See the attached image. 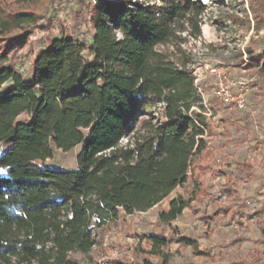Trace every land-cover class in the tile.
I'll use <instances>...</instances> for the list:
<instances>
[{
    "label": "trees",
    "instance_id": "16d2710c",
    "mask_svg": "<svg viewBox=\"0 0 264 264\" xmlns=\"http://www.w3.org/2000/svg\"><path fill=\"white\" fill-rule=\"evenodd\" d=\"M38 1L16 0L17 10L0 1V264H109L93 253L122 215L148 212L189 180L191 199L177 196L159 220L171 226L202 200L207 168L199 158L210 126L200 90L208 91L205 82L196 85L182 45L185 33L202 36L207 6L94 0L90 42L52 38L24 72L10 55L26 47L36 27L48 29L27 10ZM258 3L261 11L256 3L252 11L260 22ZM17 30L28 32L10 41ZM245 54L233 68L264 94V52ZM206 100L216 113L217 99ZM79 146L75 169L47 165ZM238 179L227 182V192ZM128 235L148 242L151 250L141 252L149 256L164 257L171 244L164 235Z\"/></svg>",
    "mask_w": 264,
    "mask_h": 264
},
{
    "label": "rangeland",
    "instance_id": "374dc122",
    "mask_svg": "<svg viewBox=\"0 0 264 264\" xmlns=\"http://www.w3.org/2000/svg\"><path fill=\"white\" fill-rule=\"evenodd\" d=\"M0 1L9 10L20 8L16 0ZM200 1L207 6L202 16V36L192 38L183 34L187 42L182 48L199 82L206 83L209 95L206 93L205 97L213 95L217 99L216 113L207 106L208 149L199 158L207 168L202 177L205 190L202 200L186 209L171 226L159 220V215L169 211L170 202L177 196L191 199L194 187L189 180L148 212L122 215L119 227L107 230L102 248L93 253L99 262L113 264L125 260L142 264L147 259L155 264H264V95L256 96L244 73L233 68L241 54L246 59L248 49L264 52V20L258 22L252 11L255 3L258 10L261 7L259 0ZM93 6L94 0H40L28 5L27 10L35 11L39 24L48 29L36 27L26 47L14 57L10 55L11 63L29 72L39 49L52 38L65 34L89 43L93 33ZM26 32H13L10 41ZM221 80L227 82L235 95L247 92L252 112L242 111L235 105H221L222 101L215 95ZM80 148L69 153L58 152L47 165L75 169ZM236 176L239 179L229 193L225 186ZM128 234L164 235L171 244L163 250L164 257L149 256L141 250L150 251L151 245L146 241L140 243ZM184 239L196 242V248L183 245ZM76 257L85 260L81 254Z\"/></svg>",
    "mask_w": 264,
    "mask_h": 264
},
{
    "label": "built area",
    "instance_id": "2783aa9c",
    "mask_svg": "<svg viewBox=\"0 0 264 264\" xmlns=\"http://www.w3.org/2000/svg\"><path fill=\"white\" fill-rule=\"evenodd\" d=\"M136 2V0H135ZM24 72H27V70H23ZM196 76V74H195ZM197 77V76H196ZM200 81V79L197 77L195 83L196 85L198 84V82ZM200 93L202 94V96L204 97V103L205 106L207 108V100L205 95L202 93V91L200 90ZM215 95L217 98H219L225 105L231 106V105H235L237 108H239L242 111H251L250 107H249V102H248V95L247 92H243L240 94H233L231 92V89L229 87V85L227 84V82H225L224 80H221L219 85H218V90L215 92Z\"/></svg>",
    "mask_w": 264,
    "mask_h": 264
},
{
    "label": "crops",
    "instance_id": "0c3cea01",
    "mask_svg": "<svg viewBox=\"0 0 264 264\" xmlns=\"http://www.w3.org/2000/svg\"><path fill=\"white\" fill-rule=\"evenodd\" d=\"M259 95L261 96V95H264V94L256 93V96H258V97H259Z\"/></svg>",
    "mask_w": 264,
    "mask_h": 264
}]
</instances>
